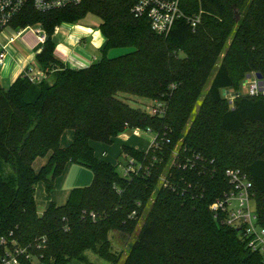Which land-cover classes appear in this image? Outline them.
Instances as JSON below:
<instances>
[{"label": "trees", "instance_id": "16d2710c", "mask_svg": "<svg viewBox=\"0 0 264 264\" xmlns=\"http://www.w3.org/2000/svg\"><path fill=\"white\" fill-rule=\"evenodd\" d=\"M130 4L80 0L48 12L27 4L11 21L41 27L47 39L36 54L39 80L25 70L8 87L0 82V263L9 253L21 264H68L92 250L115 264L120 252L110 233L132 234L145 215L122 264H262L210 205L230 188L225 170L237 169L252 183L264 228V94L222 95L237 92L247 74L264 78V0H182L185 13L201 11V20L195 28L178 20L167 35L134 17ZM88 13L100 18L103 54L70 67L55 57L51 38ZM116 47L133 49L106 57ZM118 93L163 103L164 112L134 108ZM133 128L154 135L146 150L121 146L133 171L120 174L94 156L91 141L110 145ZM69 129L73 141L62 147ZM68 163L90 169L91 183L39 214L37 183L49 197Z\"/></svg>", "mask_w": 264, "mask_h": 264}, {"label": "built area", "instance_id": "2783aa9c", "mask_svg": "<svg viewBox=\"0 0 264 264\" xmlns=\"http://www.w3.org/2000/svg\"><path fill=\"white\" fill-rule=\"evenodd\" d=\"M79 2L80 0H0V32L10 29L15 31V36H19L26 31H30L35 37V46H40L39 48L41 49L47 39L45 31L41 27L33 30V26L14 28L11 25L13 18L27 4H30L38 12H48L76 5ZM130 3V13L136 18H145L149 23L150 29L158 35H167L178 20H185L192 28H195L201 20V11L193 14L185 13L182 8V0H130ZM14 39L12 36L9 38V41L12 42ZM5 57L6 51L3 47H0V65L4 63ZM26 73L33 79L39 80L41 78L33 75L28 70H26ZM258 82L259 79L255 77L254 73H250V77L244 85L245 94L251 96L264 94V91L259 90L260 85ZM152 111V114L162 115L164 104L154 101ZM128 131L132 135L139 137L143 130L133 128L131 130L128 129ZM153 141L154 137L149 146L152 145ZM173 155L176 156V151L173 152ZM127 162L123 167V174L134 170L132 165L133 159L129 158ZM225 176L230 188L216 198L210 205V209L215 216L222 217L225 224L231 226L239 233L251 251H257L262 255V264H264V228L258 224L251 191L252 183L245 174L237 169H226ZM91 216L94 218V214H91ZM2 242L4 243V241ZM20 252L19 248L15 249V254H19ZM0 264L21 263L15 256L6 253L1 259Z\"/></svg>", "mask_w": 264, "mask_h": 264}, {"label": "crops", "instance_id": "0c3cea01", "mask_svg": "<svg viewBox=\"0 0 264 264\" xmlns=\"http://www.w3.org/2000/svg\"><path fill=\"white\" fill-rule=\"evenodd\" d=\"M24 34L25 33L20 34L19 36H15V31H12L10 29H6L0 32V47H3L6 51V57L4 63L0 65V82L3 87H8L9 85H11L17 77L23 74L25 70L30 71V73H32L33 75L39 77L43 76V72L40 70L39 65L36 61V54L40 51V48H37L38 46H35L36 40L34 36L27 33L25 35ZM54 35L58 40L57 43L55 44V51H54V55L57 58V60L61 61L65 65L74 68L86 67L91 63L95 62V58L93 55L89 54L88 52L86 53L80 52L87 49L85 46L82 47V45H80L82 42H84V40L87 37H91L92 35L97 36L96 31L93 30L92 27L80 24L79 22L72 24L62 23L60 26L56 27ZM12 36L15 39L11 42L9 41V38ZM102 44L104 45L103 42ZM76 51H79V53H77ZM129 133H130L129 131H125L122 134H120V136L124 137L123 143L120 144V148L122 145L135 147L132 143L131 136L129 135ZM73 137L74 134L72 130L70 129L65 130L61 135L60 145L62 147L69 145L73 141ZM116 138L117 137L113 139L112 144L114 143ZM150 142L147 143L146 149L148 148ZM101 143L102 142H98V141L90 142V146L93 149L94 156L98 160L110 162V159L105 158L108 152L106 150H101V149L104 146H109L108 148L113 147V152H114L116 148L112 146V144L106 145L104 143L102 144ZM116 145L117 144H115V146ZM96 148H98L99 151L101 150L100 153L99 151L97 152L95 151ZM146 149H140V150H146ZM118 151L120 153L121 149H118ZM99 154L105 157H101V155ZM47 158L48 155L39 159V164H38L39 168L47 161ZM68 164H72V163H68ZM68 164L66 165L63 173L55 179L54 186L50 192L49 197L47 195L43 197V200L41 201L40 209H38V203H37L38 199L36 200L35 198L37 212H40V214L46 209V207L49 205L50 202H53L56 205L64 204L69 196L71 189L78 186V183H74V182H72L73 185H68L66 184V182L63 183L62 178L64 177V173L68 168ZM76 165L80 166L79 164ZM68 169H71L70 166ZM42 184L44 186L43 182ZM44 190H45V186H44Z\"/></svg>", "mask_w": 264, "mask_h": 264}, {"label": "rangeland", "instance_id": "374dc122", "mask_svg": "<svg viewBox=\"0 0 264 264\" xmlns=\"http://www.w3.org/2000/svg\"><path fill=\"white\" fill-rule=\"evenodd\" d=\"M78 22L80 24L92 27L93 30L96 31V34L98 36V38L96 35L95 36L92 35L91 37H87L84 40V42H82L80 45H82V47L85 46L88 50L86 48H84L86 50L80 51V52H82V53L88 52L89 54L94 56L95 61L99 60L103 54L102 50H101V48L103 47L102 42L103 43L105 42V38L99 30L100 18L98 16L92 14V13H88ZM35 28H37V27L33 26V30H35ZM26 33L34 36V34L31 33L30 31H26L25 34ZM54 33H55V31H54ZM96 38H97V40H96ZM39 47L40 46H38L37 48H39ZM132 49H133L132 47L111 48V49L106 51L105 55H106V57L111 58V57L123 55L127 52H130ZM76 52L79 53V51H76ZM218 63L219 62H217V65H218ZM207 88H208V85L203 90L202 96L200 97L199 101L197 102L196 109L198 108L200 100L202 99L203 95L205 94ZM227 90L230 91L229 94H225V95L222 94V95L229 98V100H231L234 97L235 92L233 90H229V89H227ZM237 92H241L242 95L245 94V87L243 86V81L241 83L240 89ZM118 97L120 99H123L125 102H127L130 106H132L134 108H139L141 110L147 111L150 114H152V112H153L152 107L154 106V101H152V100H149V99L143 98V97H138L136 95H132L129 93H118ZM144 99H146V100H144ZM129 135L131 136V140H132V143L135 146V148H140V149H146L147 143L150 142L151 138L154 137L153 134L148 130H146V131L143 130L139 137H134L135 135H132L131 133H129ZM123 139H124V137H122L120 135L117 136L114 143L112 144V146H114L116 148L114 152H113V147L108 148L109 146H104L101 150H106L108 152L107 156L105 157V156H102L101 154H99V155H101V157H105L106 159H110V162H112V164H117L118 165L117 171L120 174L123 173V167H124L126 160H127L123 157V155H120L121 151H120V153L118 151V149H121L120 144L123 143ZM129 143H131V142H129ZM115 144H117L116 145L117 147L115 146ZM148 147H150V146H148ZM95 151L96 152L99 151L98 148H96ZM100 151H99V153H100ZM40 158H42V157L37 158L33 162V168L35 170H38V168H39L38 164H39ZM69 166L71 169H68ZM68 168L66 169V171L64 173V177L62 178L63 183L66 182V184H68V185H73L72 182L78 183L77 187L87 186L91 183L92 172L87 167L81 166V165L77 166L75 163H72V164H68ZM44 192H45V190H44V186H43L42 182L37 183L36 189H35V198H36V200L38 199L37 200L38 209H40V207H41V201L43 200V197L46 196V193H44ZM38 213L40 214V212H38ZM144 216L145 215H143L141 217L137 228L135 229V231L132 234L126 235V234H121L119 232H114L112 234L110 233L109 238L112 242L113 250H117L120 252L119 261L115 264H122L123 263L126 255L128 254L129 247L134 242L136 235L138 233V230L140 228V225L144 221ZM84 257H85L84 261L73 260V261L69 262L68 264H114V263H111V262H108V261L102 259L99 255L94 253L92 250H85L84 251Z\"/></svg>", "mask_w": 264, "mask_h": 264}, {"label": "water", "instance_id": "95a60500", "mask_svg": "<svg viewBox=\"0 0 264 264\" xmlns=\"http://www.w3.org/2000/svg\"><path fill=\"white\" fill-rule=\"evenodd\" d=\"M51 39H52V42L55 43V44H56L57 41H58L55 35H53ZM254 75H255V77H256L257 79H259V82H258L259 85H260L259 90H260V91H264V86H263V85H264L263 76H262L261 73H259V72L254 73ZM249 77H250V74H247L246 77H245V79L243 80V86L245 85L246 80L249 79ZM229 92H230V91H228V90H226V89H223V90H222V94H223V95H225V94H229ZM239 95H241V92H235V93H234V96H239Z\"/></svg>", "mask_w": 264, "mask_h": 264}]
</instances>
